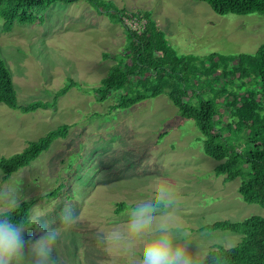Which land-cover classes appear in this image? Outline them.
I'll use <instances>...</instances> for the list:
<instances>
[{
  "label": "rangeland",
  "instance_id": "obj_1",
  "mask_svg": "<svg viewBox=\"0 0 264 264\" xmlns=\"http://www.w3.org/2000/svg\"><path fill=\"white\" fill-rule=\"evenodd\" d=\"M105 1L129 12L147 11L179 55L254 53L264 42V16L257 13L219 15L200 0ZM2 23L0 57L11 71L19 106L52 100L68 78L80 86L47 109L24 113L0 103V157L69 124L66 136L30 165L6 181L0 171V211L8 210L6 197L15 191L20 202L33 201L29 223L40 218L41 227H56L62 209L71 206L76 222L55 246L56 264H133L138 244L164 218L163 209L148 217L134 211L135 193L147 179L162 180L174 193L167 216L174 228L189 233L192 250L202 256L214 245L232 247L241 238L203 230L205 225L264 215V208L238 193L239 177L225 182L215 174L218 162L204 154L199 129L165 94L120 109L112 108L113 95L97 101L91 87L107 75L112 55H120L127 43L119 21L76 0L52 3L43 24H15L3 32ZM221 100L215 103L225 118ZM58 187L55 196H46ZM119 203L123 207L117 212Z\"/></svg>",
  "mask_w": 264,
  "mask_h": 264
},
{
  "label": "trees",
  "instance_id": "obj_2",
  "mask_svg": "<svg viewBox=\"0 0 264 264\" xmlns=\"http://www.w3.org/2000/svg\"><path fill=\"white\" fill-rule=\"evenodd\" d=\"M75 1L0 0L2 31H11L15 24H43L52 3ZM86 1L98 12L119 21L127 38L122 53L112 55L115 62L107 75L97 86L91 87L97 101H105L113 95L116 104L112 108L120 109L165 94L180 116L194 121L202 136L204 154L218 162L215 174L223 175L225 182L239 177L237 190L242 199L264 208V42L254 53L183 56L168 45L163 31L147 11L129 12L105 0ZM200 1L207 2L219 15L257 13L264 16V0ZM128 13L145 19L140 33L123 23L122 17ZM104 56L109 54L104 53ZM76 85L68 78L52 100L37 99L19 106L11 71L0 57V103L12 109L28 113L54 107L57 98ZM216 99H222L226 107L225 118L219 113ZM68 128L69 124L63 123L30 141L22 151L1 156L2 181L30 165L54 140L64 138ZM58 190L59 187L46 196H55ZM32 204V200H22L12 210L13 219L28 222ZM122 207L123 203H119L117 212ZM202 228L241 234L232 247L212 246L203 255L204 264H264V215L238 221L217 220Z\"/></svg>",
  "mask_w": 264,
  "mask_h": 264
},
{
  "label": "clouds",
  "instance_id": "obj_3",
  "mask_svg": "<svg viewBox=\"0 0 264 264\" xmlns=\"http://www.w3.org/2000/svg\"><path fill=\"white\" fill-rule=\"evenodd\" d=\"M20 200L13 191L6 197L7 211H0V264H56L55 246L68 238L76 222L71 206H65L59 225L40 226V218L31 223L13 219L12 210ZM175 206L174 193L158 178L143 181L135 193L134 211L148 217L158 209L165 210L153 233L143 239L134 251L133 264H204L203 256L190 246L189 233L172 226L167 210ZM34 229L31 236L26 233Z\"/></svg>",
  "mask_w": 264,
  "mask_h": 264
},
{
  "label": "built area",
  "instance_id": "obj_4",
  "mask_svg": "<svg viewBox=\"0 0 264 264\" xmlns=\"http://www.w3.org/2000/svg\"><path fill=\"white\" fill-rule=\"evenodd\" d=\"M125 19V25L129 27V29L134 30L138 33L141 32L142 28L145 26V19L138 18L137 16L132 15L131 13H128L127 15H124L122 19Z\"/></svg>",
  "mask_w": 264,
  "mask_h": 264
}]
</instances>
